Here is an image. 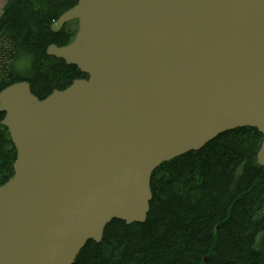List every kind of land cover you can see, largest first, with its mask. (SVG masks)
Listing matches in <instances>:
<instances>
[{"label":"water","instance_id":"1","mask_svg":"<svg viewBox=\"0 0 264 264\" xmlns=\"http://www.w3.org/2000/svg\"><path fill=\"white\" fill-rule=\"evenodd\" d=\"M47 55L77 80L44 100L0 92L17 152L0 186V264H75L113 221L143 224L153 173L220 135H263L264 0H79Z\"/></svg>","mask_w":264,"mask_h":264},{"label":"trees","instance_id":"2","mask_svg":"<svg viewBox=\"0 0 264 264\" xmlns=\"http://www.w3.org/2000/svg\"><path fill=\"white\" fill-rule=\"evenodd\" d=\"M79 0H6L0 17V92L31 85L44 100L85 77L47 55L70 44L76 28L51 25ZM0 186L14 175L17 153L1 125ZM262 135L253 128L227 132L202 150L161 165L152 175L147 221H113L75 264H264V167L257 163Z\"/></svg>","mask_w":264,"mask_h":264},{"label":"rangeland","instance_id":"3","mask_svg":"<svg viewBox=\"0 0 264 264\" xmlns=\"http://www.w3.org/2000/svg\"><path fill=\"white\" fill-rule=\"evenodd\" d=\"M5 4H6V0H0V17L3 14ZM67 27L69 28V30L75 29L76 28V22L74 21V22L69 23L67 25ZM82 78H84V77H82Z\"/></svg>","mask_w":264,"mask_h":264},{"label":"bare ground","instance_id":"4","mask_svg":"<svg viewBox=\"0 0 264 264\" xmlns=\"http://www.w3.org/2000/svg\"><path fill=\"white\" fill-rule=\"evenodd\" d=\"M70 66V65H69ZM75 67H77V66H75ZM78 68V67H77ZM79 70V69H78ZM80 71V70H79ZM83 74H85V73H83ZM86 76H88L87 74H85ZM153 196V195H152Z\"/></svg>","mask_w":264,"mask_h":264}]
</instances>
